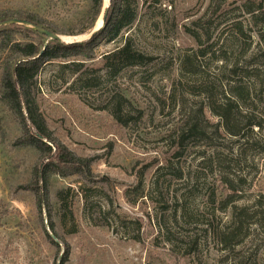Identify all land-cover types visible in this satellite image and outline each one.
<instances>
[{
    "label": "rangeland",
    "instance_id": "1",
    "mask_svg": "<svg viewBox=\"0 0 264 264\" xmlns=\"http://www.w3.org/2000/svg\"><path fill=\"white\" fill-rule=\"evenodd\" d=\"M262 1L138 0L120 41L103 44L94 60L71 61L87 74L48 64L35 90L40 110L62 145L92 160L94 175H51L49 204L40 154L19 142L22 127L0 103V264H61L68 251L65 264H264V27L248 13ZM88 5L0 0V10L58 25ZM12 28L19 40L38 39ZM126 38L149 60L108 72L105 56ZM238 87L248 98L236 99ZM116 95L129 103L128 126L112 115ZM229 100L226 122L214 112ZM192 115L202 134L182 140ZM139 187L131 205L126 192L134 198Z\"/></svg>",
    "mask_w": 264,
    "mask_h": 264
},
{
    "label": "trees",
    "instance_id": "2",
    "mask_svg": "<svg viewBox=\"0 0 264 264\" xmlns=\"http://www.w3.org/2000/svg\"><path fill=\"white\" fill-rule=\"evenodd\" d=\"M89 2L86 12L75 21L64 25H58L49 21L45 16L28 11H6L0 10V22L12 19L28 21L34 25L40 26L45 30L59 35L79 36L91 33L104 11V0H87ZM138 0H111L109 13L106 19L105 27L91 40L66 45L56 41L47 42V37L38 33L34 29L26 31L33 34L38 39H30L28 35H23L24 39L19 40L21 32L12 27L0 29V103L6 106L16 115L17 121L22 127L23 136L19 141L25 146L37 150L40 159L37 170L39 181L43 184L44 199L49 204V181L51 175L69 176L79 174L86 181H92L94 178L92 171V160L79 157L69 151L62 145L49 129L47 122L40 110L37 102L35 90L37 88L38 76L43 69L50 63L69 62L71 64L61 65L62 70L71 69L72 74L84 73V64L81 62H71L74 58H83L84 61L94 60L98 49L105 43H117L123 38L125 32L129 31L136 20V7ZM263 2L248 13L252 16L254 24H261L264 27V7ZM241 34H244L243 28H239ZM204 55V54H203ZM105 67L108 72L117 71L118 66L128 63L139 65L149 59L140 51L136 50L129 38H126L121 46L111 51L105 56ZM90 78V75L88 76ZM94 81H97L93 77ZM234 95L239 100L241 96L248 94L243 88L238 87ZM112 115L123 126H128L132 122L130 111L126 112L129 104L121 96H114L112 99ZM236 104V101H235ZM234 102L228 101L223 107L224 113L214 112L229 122L228 118L235 106ZM188 132L183 135L182 140L192 137H198L202 134L200 118L192 115L187 123ZM234 133V131L232 132ZM237 135V134H236ZM135 197L132 198L130 192H126V199L131 205H135L141 198L140 187L134 191ZM67 191L60 192L58 197L62 201V210L64 217L68 211L67 200L65 196ZM82 193L86 196L85 188ZM236 195H231L225 202L224 209L235 202ZM1 218V216H0ZM242 229L238 227V231ZM237 232V229H236ZM235 232V233H236ZM234 233V234H235ZM233 234V235H234ZM232 236V235H231ZM225 249H229L230 243L223 240ZM232 241V240H231ZM228 246V247H227ZM69 252V251H68ZM68 252L61 264H65L68 259Z\"/></svg>",
    "mask_w": 264,
    "mask_h": 264
},
{
    "label": "water",
    "instance_id": "3",
    "mask_svg": "<svg viewBox=\"0 0 264 264\" xmlns=\"http://www.w3.org/2000/svg\"><path fill=\"white\" fill-rule=\"evenodd\" d=\"M111 1V0H109ZM109 8H110V4L104 8L103 14H102V25L98 28H94V30L90 33L89 37H87V39H80L83 38L84 35H79V36H72L71 38H73V41H65L66 36L63 35H59L56 33H53L51 31L45 30L40 26L34 25L28 21H22L19 19H12V20H6V21H1L0 22V29L5 28V27H12V26H16V25H21V26H25L31 29L36 30L38 33L44 35L47 37V42L49 41H56L59 43H64L66 45H71V44H77V43H83L86 41L91 40L93 37H95L104 27L106 24V19L109 13Z\"/></svg>",
    "mask_w": 264,
    "mask_h": 264
},
{
    "label": "bare ground",
    "instance_id": "4",
    "mask_svg": "<svg viewBox=\"0 0 264 264\" xmlns=\"http://www.w3.org/2000/svg\"><path fill=\"white\" fill-rule=\"evenodd\" d=\"M108 4V0H106V5ZM108 6V5H107ZM102 25V18H100V20L98 21V23H97V25H96V27L95 28H98V27H100ZM89 35H90V33H88V34H85L84 35V37L83 38H80V39H87V37H89ZM65 41H73V38H71V37H67L66 36V38H65Z\"/></svg>",
    "mask_w": 264,
    "mask_h": 264
}]
</instances>
